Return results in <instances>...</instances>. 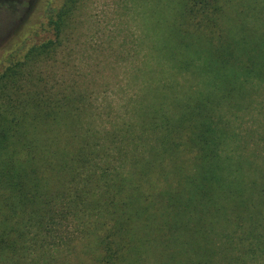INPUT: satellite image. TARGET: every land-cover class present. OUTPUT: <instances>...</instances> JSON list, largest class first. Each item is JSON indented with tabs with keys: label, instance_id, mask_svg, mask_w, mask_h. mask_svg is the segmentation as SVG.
Wrapping results in <instances>:
<instances>
[{
	"label": "trees",
	"instance_id": "trees-1",
	"mask_svg": "<svg viewBox=\"0 0 264 264\" xmlns=\"http://www.w3.org/2000/svg\"><path fill=\"white\" fill-rule=\"evenodd\" d=\"M143 1L114 94L66 76L85 0L0 71V264H264V0Z\"/></svg>",
	"mask_w": 264,
	"mask_h": 264
},
{
	"label": "rangeland",
	"instance_id": "rangeland-1",
	"mask_svg": "<svg viewBox=\"0 0 264 264\" xmlns=\"http://www.w3.org/2000/svg\"><path fill=\"white\" fill-rule=\"evenodd\" d=\"M48 2L51 6L56 5V0H0V71L17 62L29 47L51 38L50 31L41 24L32 29L27 25L30 19L36 20L44 14ZM148 3V0L143 1L146 9ZM145 7L139 10L146 11ZM137 13L140 11H134L128 4H124L123 0H85L75 13L73 25L74 37L71 47L74 48L72 57L75 70H72V73L69 71L66 76L75 72L89 79L91 75L84 87L86 85L90 90H103L107 96L118 91L122 66L126 67L128 63L122 65L116 59V54L121 51L123 39L127 48L128 44L135 42L141 28ZM24 34L28 39L15 50L12 57L6 58L7 53H4L7 45L14 37ZM95 71L98 73L95 74ZM37 72L39 77L47 82L48 90H55L53 84L57 72L56 65L49 60L47 64L38 67ZM37 87L40 85L37 84Z\"/></svg>",
	"mask_w": 264,
	"mask_h": 264
}]
</instances>
